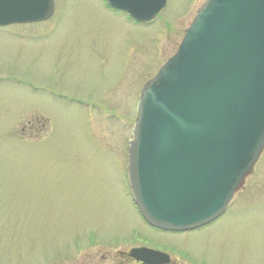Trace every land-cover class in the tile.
<instances>
[{
	"label": "rangeland",
	"instance_id": "rangeland-1",
	"mask_svg": "<svg viewBox=\"0 0 264 264\" xmlns=\"http://www.w3.org/2000/svg\"><path fill=\"white\" fill-rule=\"evenodd\" d=\"M166 1L150 24L104 0H54L50 20L0 28V264H125L132 247L175 264H264V150L201 230L151 231L133 204L139 93L206 0Z\"/></svg>",
	"mask_w": 264,
	"mask_h": 264
},
{
	"label": "water",
	"instance_id": "water-1",
	"mask_svg": "<svg viewBox=\"0 0 264 264\" xmlns=\"http://www.w3.org/2000/svg\"><path fill=\"white\" fill-rule=\"evenodd\" d=\"M149 23L166 0H107ZM53 0H0V26L47 20ZM264 149V0H207L141 91L128 177L153 227L183 232L226 210ZM143 264L167 256L136 249Z\"/></svg>",
	"mask_w": 264,
	"mask_h": 264
},
{
	"label": "flooded vegetation",
	"instance_id": "flooded-vegetation-1",
	"mask_svg": "<svg viewBox=\"0 0 264 264\" xmlns=\"http://www.w3.org/2000/svg\"><path fill=\"white\" fill-rule=\"evenodd\" d=\"M29 125H31V124L29 123ZM144 226L147 227L148 229H150L151 231H154V232H157L158 231L156 229H153V228L147 226L146 224H144ZM158 232H161V231H158ZM182 234H185V233H182ZM182 234H180V235H182ZM132 235H133V237L136 238V236H138V232H134L133 231ZM135 248H146V247H132V248L128 249L126 252L122 253V255H121L122 256V260H123V262L125 264H143L141 262H137L136 260H134L133 258H131L129 256L130 251L132 249H135ZM149 249H152V248H149ZM152 250H155V249H152ZM156 251H159V250H156ZM159 252H162V251H159ZM163 253H166V252H163ZM165 264H175V262L171 259V256H170L169 259H168V261H167V263H165Z\"/></svg>",
	"mask_w": 264,
	"mask_h": 264
}]
</instances>
